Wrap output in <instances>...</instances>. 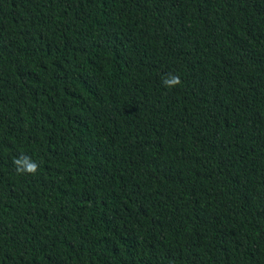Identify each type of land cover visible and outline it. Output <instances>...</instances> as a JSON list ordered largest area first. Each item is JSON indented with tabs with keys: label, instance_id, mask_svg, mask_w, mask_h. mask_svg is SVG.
I'll return each instance as SVG.
<instances>
[{
	"label": "trees",
	"instance_id": "1",
	"mask_svg": "<svg viewBox=\"0 0 264 264\" xmlns=\"http://www.w3.org/2000/svg\"><path fill=\"white\" fill-rule=\"evenodd\" d=\"M0 264H264V0H0Z\"/></svg>",
	"mask_w": 264,
	"mask_h": 264
},
{
	"label": "clouds",
	"instance_id": "2",
	"mask_svg": "<svg viewBox=\"0 0 264 264\" xmlns=\"http://www.w3.org/2000/svg\"><path fill=\"white\" fill-rule=\"evenodd\" d=\"M163 83L167 87H175L181 83V80L178 76L173 75L166 78ZM13 163L16 166L15 170L18 174L27 173L35 175L39 170V165L35 161H32L31 158L26 155H21L20 157L14 159Z\"/></svg>",
	"mask_w": 264,
	"mask_h": 264
}]
</instances>
